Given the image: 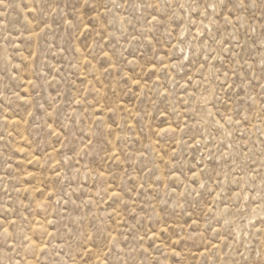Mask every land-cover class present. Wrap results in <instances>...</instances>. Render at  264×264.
Returning a JSON list of instances; mask_svg holds the SVG:
<instances>
[{
	"label": "rangeland",
	"instance_id": "1",
	"mask_svg": "<svg viewBox=\"0 0 264 264\" xmlns=\"http://www.w3.org/2000/svg\"><path fill=\"white\" fill-rule=\"evenodd\" d=\"M5 3L0 6V222L12 235L0 236V264H245V256L254 261L256 250L264 252L259 8L245 13L255 32L245 36L242 29L237 36L245 45L237 50L243 59L226 53L223 67L216 65L223 72L238 60L247 77L236 105L247 121L232 126L226 138L204 117L199 102L206 88L218 89L224 78L182 87L188 75L193 81L200 76L192 65L179 73L172 68L177 62L170 44L180 32L175 23L171 37L158 26L148 44L130 36L133 25L134 34L146 30L142 19L133 18L123 35L119 24L106 29L111 37L85 31L97 11L105 13L101 0ZM103 3L111 8L109 18L128 15L109 0ZM44 22L51 28L40 32ZM129 77L140 79V86ZM208 108L223 111L219 102ZM164 109L167 115L161 114ZM177 123L183 133L156 135Z\"/></svg>",
	"mask_w": 264,
	"mask_h": 264
},
{
	"label": "snow or ice",
	"instance_id": "2",
	"mask_svg": "<svg viewBox=\"0 0 264 264\" xmlns=\"http://www.w3.org/2000/svg\"><path fill=\"white\" fill-rule=\"evenodd\" d=\"M85 5L88 4V0H83ZM112 7L124 10L128 15L118 16L113 15L111 18L107 16V12L111 11L109 4L103 3L101 0L100 7H103L106 11L105 13H100L97 11V16L94 18L95 23H92L85 27V31H97V34L103 32V35L111 37L114 33H109L106 31L108 27L119 24L120 28L117 29L124 34V30L133 23V18L137 20H143L145 23V31L135 33V26L133 25V34H130L131 39L137 42L141 41V38L148 44L153 43L155 37L151 36L153 31H158V26H164L165 31L169 37L172 36L171 24L175 23L177 28L180 29L179 35L176 38V44H170L172 49V54L176 59L175 64L172 68L178 73L186 68L188 65H192L195 68L196 73H199L200 81H193L192 75L187 76V83L182 85L187 90L188 86L198 85L201 81L212 84L213 81H220L221 76L224 78L223 82L218 84V89H213L211 87L206 88L204 91L206 94H202L199 98L201 109L203 110L204 117L211 118V122L214 128L217 129V134L221 137L230 138L231 128L234 125L241 124L247 121L246 115H241L240 110L236 107L239 99V93L244 92L247 85L244 83L247 77L244 76L245 64L239 63L238 60L233 59L232 63L236 64L237 67L233 68L231 65L227 70L221 72L217 68V64H221L223 67L224 55L227 53L229 57H243L240 55L238 49H243L244 44L241 40L237 38L238 33L243 29L244 35L247 36L249 32L254 33L255 28L249 22L248 16L245 15L250 8H259L261 11L260 23L262 29H264V0H109ZM0 6L7 7L5 0H0ZM93 10H96L95 8ZM31 11L35 14L37 9L32 8ZM139 13L138 16L135 14ZM51 14V13H50ZM65 23L68 27L73 26V20L65 19ZM182 25V27H181ZM51 28V25L44 22L40 29L43 32L45 29ZM231 28L229 32L228 29ZM40 32L33 31V35L39 36ZM103 39V36L101 37ZM159 43V40H156ZM261 42L264 44V31L261 33ZM75 51L79 52L80 49L77 48ZM103 55L108 56V52L104 51ZM95 58V57H94ZM187 62V63H185ZM86 64H90V61H85ZM132 63V61H128ZM114 67V65H113ZM167 67V65H165ZM155 66H153V70ZM59 71V70H57ZM205 72L210 75H205ZM231 72V76L229 73ZM261 72L264 73V57L261 60ZM254 75V74H253ZM55 77H53L54 79ZM133 85L137 87L140 86V79H133L129 77ZM251 83V81H249ZM199 91V87H197ZM161 95L166 96L167 93L161 92ZM195 99V94H193ZM262 101H264V93H262ZM254 99V98H253ZM231 101V103H229ZM216 102L223 105V111L217 109L214 114L208 105L212 104V107H216ZM75 103L79 104L80 101L76 100ZM187 103V101H185ZM264 107V106H262ZM175 112V109H173ZM235 113V115H233ZM161 114L167 115V109H164ZM51 115V113H49ZM264 115V111H262ZM219 116V119L216 117ZM223 121V123H221ZM66 127V125H65ZM186 127V125H185ZM183 133L185 131L184 127H181L177 123L174 127L169 126L162 131H157L156 135H166L169 132ZM53 135H59L55 129H51ZM187 143V141H184ZM199 141H196L190 147H195ZM226 147L228 149L233 148L232 143H227ZM175 155V153H173ZM224 156H228V153H222ZM241 156H246L247 153L241 151ZM114 158H118L114 154ZM163 159V157H161ZM178 159V158H177ZM231 159V158H230ZM31 162V161H30ZM235 163V160H232ZM175 167V165H171ZM180 171V170H178ZM193 177H198L199 173L194 169ZM243 171V169H241ZM59 174V173H58ZM181 174L182 171H181ZM179 179V176L175 177ZM264 181V176L261 177ZM217 184L220 183L219 179L216 181ZM143 188L144 185H139ZM201 188H204V184H200ZM264 188V184H262ZM114 197H119V192H113ZM199 195V193H196ZM219 195V193H217ZM38 207H43V205H38ZM264 222V218H262ZM14 223V222H12ZM227 224L228 221L225 220ZM167 231V229H164ZM7 227H2V222H0V236L5 238L11 236ZM29 240V247H32L31 237H25ZM115 240V237L111 238ZM143 239V237H141ZM46 247V246H45ZM40 251H44V248H40ZM85 251H88L85 249ZM257 259L254 261H249L247 256H245V264H264V252L256 250ZM240 255L244 256L241 252ZM107 264V261L105 262Z\"/></svg>",
	"mask_w": 264,
	"mask_h": 264
}]
</instances>
